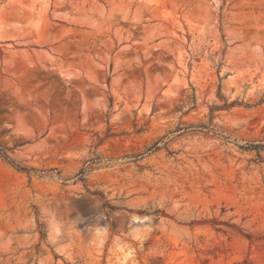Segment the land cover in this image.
Listing matches in <instances>:
<instances>
[{
    "label": "rangeland",
    "instance_id": "rangeland-1",
    "mask_svg": "<svg viewBox=\"0 0 264 264\" xmlns=\"http://www.w3.org/2000/svg\"><path fill=\"white\" fill-rule=\"evenodd\" d=\"M0 264H264V0H0Z\"/></svg>",
    "mask_w": 264,
    "mask_h": 264
}]
</instances>
